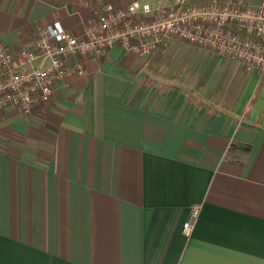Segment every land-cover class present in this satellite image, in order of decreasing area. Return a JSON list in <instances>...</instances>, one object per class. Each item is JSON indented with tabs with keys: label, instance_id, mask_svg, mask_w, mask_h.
<instances>
[{
	"label": "crops",
	"instance_id": "obj_1",
	"mask_svg": "<svg viewBox=\"0 0 264 264\" xmlns=\"http://www.w3.org/2000/svg\"><path fill=\"white\" fill-rule=\"evenodd\" d=\"M130 1L0 0V44ZM67 66L47 103L0 114V264H264V76L177 38Z\"/></svg>",
	"mask_w": 264,
	"mask_h": 264
},
{
	"label": "built area",
	"instance_id": "obj_2",
	"mask_svg": "<svg viewBox=\"0 0 264 264\" xmlns=\"http://www.w3.org/2000/svg\"><path fill=\"white\" fill-rule=\"evenodd\" d=\"M169 38L240 61L246 71L264 76V1L173 0L153 6L131 0L125 7L105 5L82 35L56 21L40 28L33 46L17 54L0 44V114L16 108L30 115L37 103H47L55 82L70 75L67 60L73 55L103 58L120 45L127 53L151 56ZM200 212V205L191 208L183 224L187 237Z\"/></svg>",
	"mask_w": 264,
	"mask_h": 264
},
{
	"label": "rangeland",
	"instance_id": "obj_3",
	"mask_svg": "<svg viewBox=\"0 0 264 264\" xmlns=\"http://www.w3.org/2000/svg\"><path fill=\"white\" fill-rule=\"evenodd\" d=\"M261 1H264V0H261ZM261 1L254 2L253 4H259Z\"/></svg>",
	"mask_w": 264,
	"mask_h": 264
}]
</instances>
